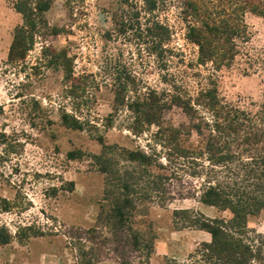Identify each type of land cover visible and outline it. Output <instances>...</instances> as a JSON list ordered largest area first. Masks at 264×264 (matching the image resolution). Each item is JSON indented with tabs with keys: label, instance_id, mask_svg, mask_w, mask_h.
<instances>
[{
	"label": "rangeland",
	"instance_id": "rangeland-1",
	"mask_svg": "<svg viewBox=\"0 0 264 264\" xmlns=\"http://www.w3.org/2000/svg\"><path fill=\"white\" fill-rule=\"evenodd\" d=\"M18 1L0 0V225L13 235L9 243L0 245V264L191 263V254L211 235L182 227L174 211L195 209L210 217H229L230 212L203 204L193 197L189 185L174 179L166 182L165 195L148 196L152 202L135 199V213L124 222L114 218L110 208L118 188L107 191V175L93 158L103 144L96 133L62 123V94L69 85L64 72L51 67L30 74L32 69L7 62L15 29L23 23L15 7ZM167 1L171 2L161 16L174 31L168 45L174 54L168 55L167 66L146 51L139 54L135 40L109 38L116 0H53L46 17L62 31L37 37L27 63L33 66L40 61L43 45L67 49L75 56L76 75L97 76L99 87L90 114L98 123H106L123 99L112 80V65L119 59L142 92L148 87L173 90L176 85L196 95L212 78L220 99L250 112L256 127L264 130V16L245 15L250 40L232 66L216 70L211 63H198V47L186 39L178 7L182 0ZM108 59L113 61L107 63ZM134 85L129 84V90ZM36 102L42 108L39 112ZM126 112H117L112 127L102 126L105 143L130 149L146 145L149 137H135L122 126L128 123ZM163 119L164 127L182 129L190 124V117L177 106ZM181 139L190 148L205 145L196 131H184ZM251 147L252 155H264V138ZM184 176L190 183L198 181ZM28 225L40 232L18 236ZM248 227V240L258 252L252 264H264V209L248 217Z\"/></svg>",
	"mask_w": 264,
	"mask_h": 264
},
{
	"label": "trees",
	"instance_id": "trees-1",
	"mask_svg": "<svg viewBox=\"0 0 264 264\" xmlns=\"http://www.w3.org/2000/svg\"><path fill=\"white\" fill-rule=\"evenodd\" d=\"M169 2L116 0L117 7L112 11L114 29L108 32L109 38L135 40L139 54L146 51L160 62L165 60L163 66H167L168 55L174 54L168 47L174 31L161 15ZM52 3L53 0H19L15 4L23 15V23L15 29L7 62L25 71L32 69L30 74L51 67L64 72L69 85L62 94V123L68 128L96 133L103 144L102 152L93 158L94 164L107 175V191L111 186L118 188L110 208L114 218L124 222L135 213V199L146 201L153 193L161 197L166 194V182L176 179L189 185L198 201L230 212L229 217H210L195 209L174 211L182 227L204 230L211 235L210 241L201 243L191 254L189 264H252L258 252L248 240V217L264 209V155H252L251 145L262 142L264 130L256 127L251 113L220 99L212 78L196 95L176 85L173 90L159 92L148 87L142 92L134 85L135 77L129 69L116 59L112 80L123 93V99L106 123H98L90 114L94 91L99 87L97 76L76 75L75 56L67 49L43 45L40 61L33 66L27 63L37 37L58 35L62 31L47 20L46 13ZM178 7L186 26V39L198 47V63H211L216 70L232 66L250 40L245 15L252 12L264 16V0H182ZM110 61L113 60L108 59L107 63ZM248 64L251 67L255 62L248 60ZM129 84L134 85L132 90ZM64 100H68L71 109ZM175 106L190 117V124L182 129L163 125L164 114ZM40 109L38 105V112ZM121 110L127 111L128 119L122 126L135 137H149L146 145L130 149L105 143L101 128L112 127ZM205 110L212 119L204 115ZM184 131H196L204 138L205 145L187 147L181 139ZM184 175L197 178V183L185 180ZM9 206L11 209V203ZM35 228L22 227L18 236L40 232ZM12 238L8 227L0 225V245ZM171 264L185 263L173 260Z\"/></svg>",
	"mask_w": 264,
	"mask_h": 264
}]
</instances>
